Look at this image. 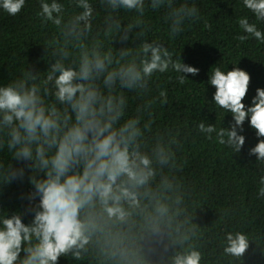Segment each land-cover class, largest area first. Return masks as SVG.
I'll return each mask as SVG.
<instances>
[{
	"label": "clouds",
	"instance_id": "1",
	"mask_svg": "<svg viewBox=\"0 0 264 264\" xmlns=\"http://www.w3.org/2000/svg\"><path fill=\"white\" fill-rule=\"evenodd\" d=\"M25 3L0 0V9L14 16ZM241 3L251 15L236 18L238 39L264 43V0ZM106 4L113 13H136L127 28L111 15L107 18L106 33L131 41L127 46L114 51L103 42L81 44L71 60L69 51L59 50L40 74L25 68L0 83V152L8 153L0 158V264H59L62 257L80 261L101 221H125L140 206V189L154 174L152 157L141 150L140 120L125 118V91L150 90L161 75L174 74L183 85L188 74L200 71L164 39L131 32L141 24L145 0ZM74 5L78 11L66 20L64 0H39L37 16L43 25L86 36L95 10L91 0H74ZM187 16L199 20V7L193 4ZM180 24L176 21L168 35L180 36L185 30ZM213 65L206 88L213 86L214 91L207 99L222 110L223 120L226 114L231 120L227 125L222 120L219 127L201 120L197 129L238 154L245 144L247 120L257 137L248 154L264 172V87H256L246 103L250 73L238 62ZM159 98L166 102V92L161 90ZM9 188L15 191L5 195ZM257 197L264 198V175L259 177ZM167 211L163 205L157 208L160 215ZM199 235L194 226L191 236L181 237L170 264H208L203 246L190 242ZM250 242L255 240L247 231H225L217 259L244 264Z\"/></svg>",
	"mask_w": 264,
	"mask_h": 264
},
{
	"label": "trees",
	"instance_id": "2",
	"mask_svg": "<svg viewBox=\"0 0 264 264\" xmlns=\"http://www.w3.org/2000/svg\"><path fill=\"white\" fill-rule=\"evenodd\" d=\"M64 3L67 20L78 9L74 0ZM91 3L95 10L92 29L83 37L67 28L41 24L37 16L39 0H26L14 16L0 9V83L25 68L40 74L59 50L69 51L71 60L79 54L81 44L91 47L103 42L115 51L131 43L121 41L116 32L107 34L106 22L111 15L127 28L136 13H113L106 0ZM193 4L201 11V18L194 22L187 16ZM245 13L241 0H145L141 24L131 32L143 31L146 36L164 39L177 56L181 52L184 62L200 71L196 76L188 74L183 85L173 78L174 74L161 75L150 90L125 91V118L131 115L140 120L141 150L152 157L154 174L140 189V206L132 209L125 221H101L82 259L62 257L59 264H170L179 246L176 242L191 236L194 226L202 235L190 242L203 246L208 264H229L227 259L217 258L223 233L233 229L247 231L258 244L250 242L244 264H264V198L257 197L259 177L264 172L253 163L255 156L248 154L249 147L257 142L254 130L246 120L245 144L240 153L232 154L197 129L201 120L217 127L223 120L222 110L207 99L214 91L213 86L206 88L208 70L216 66L213 64L238 62L250 73L246 103L256 87H264V43L238 39L241 30L236 18ZM176 21H181L179 26L185 30L173 38L168 32ZM161 90L167 96L163 103ZM230 120L231 115L226 114L223 123L227 125ZM7 156L6 150L0 152V158ZM14 191L9 188L5 195ZM161 205L168 209L163 215L157 212Z\"/></svg>",
	"mask_w": 264,
	"mask_h": 264
}]
</instances>
